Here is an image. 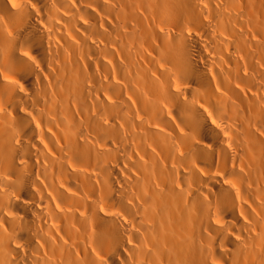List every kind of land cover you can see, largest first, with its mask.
<instances>
[{"label":"bare ground","instance_id":"6f19581e","mask_svg":"<svg viewBox=\"0 0 264 264\" xmlns=\"http://www.w3.org/2000/svg\"><path fill=\"white\" fill-rule=\"evenodd\" d=\"M0 264H264V0H0Z\"/></svg>","mask_w":264,"mask_h":264}]
</instances>
